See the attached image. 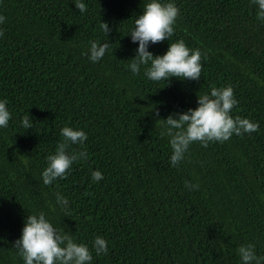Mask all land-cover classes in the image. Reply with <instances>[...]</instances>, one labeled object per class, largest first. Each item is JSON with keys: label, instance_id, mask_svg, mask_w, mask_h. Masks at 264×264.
Wrapping results in <instances>:
<instances>
[{"label": "trees", "instance_id": "trees-1", "mask_svg": "<svg viewBox=\"0 0 264 264\" xmlns=\"http://www.w3.org/2000/svg\"><path fill=\"white\" fill-rule=\"evenodd\" d=\"M84 3L81 14L73 0H0V99L12 114L0 129V264H23L14 241L40 211L90 249L96 236L108 242L92 264H239L236 249L248 243L264 255V21L249 0H175L173 36L149 50L162 55L183 39L202 53L201 77L153 82L126 68L138 46L126 35L144 0ZM106 39L105 57L92 63L88 42ZM228 85L238 101L231 115L257 131L195 142L172 167L156 121ZM64 126L87 133L83 146L70 145L87 157L45 186L40 173ZM93 170L103 179L92 182ZM186 180L199 188L187 190ZM56 192L69 200L67 216Z\"/></svg>", "mask_w": 264, "mask_h": 264}, {"label": "clouds", "instance_id": "clouds-1", "mask_svg": "<svg viewBox=\"0 0 264 264\" xmlns=\"http://www.w3.org/2000/svg\"><path fill=\"white\" fill-rule=\"evenodd\" d=\"M73 3L79 13L86 12L84 0H73ZM249 3L255 9L257 20L264 21V0H249ZM178 16L179 8L175 0H144L142 13L136 16L134 26L126 35L133 44L138 45L134 49L133 58L129 59L130 63L126 65L133 75L139 74L143 69L146 79L153 82L163 80L167 83L173 77L193 81L200 79L202 53L199 49L189 48L183 39L169 42L167 50L162 55H154L149 50L151 45L170 40ZM4 22L5 17L0 15V24ZM100 30L107 37L111 31L106 22H100ZM2 35L3 31L0 30V36ZM110 45L108 39L103 42L91 40L85 54L92 63L100 62ZM237 103L230 85L213 86L208 92L198 95L197 107L158 119L156 125L161 123L163 128L161 135L168 137L171 149L170 165L179 166L185 159L190 145L195 142L207 147L209 142L222 143L234 134H250L257 131L258 123L231 115ZM154 115L158 117L159 112L156 111ZM11 119L12 114L7 100L0 99V129L7 128ZM20 124L26 130L34 127V121L30 119L29 114L22 117ZM59 134L61 140L57 143L55 151L46 157L47 164L40 173L45 186L52 185L58 179H64L74 162L87 157L85 150H70V145L83 146L88 139L83 129L64 126ZM102 179L101 171L91 172L92 182L96 183ZM184 187L193 191L197 190L199 185L186 180ZM54 195L56 205L67 216L69 200L59 192ZM13 247L17 249L23 264H92L93 251L97 257L108 254V242L103 237L96 236L90 249L88 244L76 242L68 232L56 227L43 211L26 216L21 235L14 241ZM236 253L239 264H264V255H258L252 243L238 246Z\"/></svg>", "mask_w": 264, "mask_h": 264}]
</instances>
